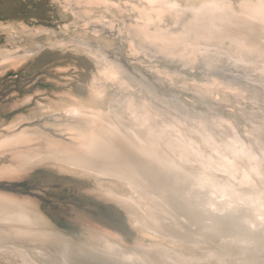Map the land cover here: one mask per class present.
<instances>
[{
  "label": "bare ground",
  "instance_id": "obj_1",
  "mask_svg": "<svg viewBox=\"0 0 264 264\" xmlns=\"http://www.w3.org/2000/svg\"><path fill=\"white\" fill-rule=\"evenodd\" d=\"M64 8L94 34L114 31L146 74L76 39L98 64L90 101L46 106L32 126L21 115L7 124L0 180L51 163L91 175L138 240L100 230L73 237L33 199L0 191V264H264V0ZM27 58L0 48L1 66ZM225 107L239 112L240 129Z\"/></svg>",
  "mask_w": 264,
  "mask_h": 264
},
{
  "label": "rangeland",
  "instance_id": "obj_2",
  "mask_svg": "<svg viewBox=\"0 0 264 264\" xmlns=\"http://www.w3.org/2000/svg\"><path fill=\"white\" fill-rule=\"evenodd\" d=\"M67 1L71 0H0V48L16 54L25 52L28 57L17 67L0 65V131L20 115L25 118L22 126L35 125L46 117V106L90 101V82L98 72V64L76 39L91 47L100 46L105 55L128 70L141 68L146 74L144 65L127 54L126 42L114 31L105 28L94 34L91 25L85 29L80 22L74 24V16L64 8ZM38 28L43 31L33 32ZM191 74L196 78L200 75L198 70ZM244 83L249 91H261L258 83ZM182 91L177 92L180 100L192 104L190 95ZM194 106L202 108L197 102ZM222 110L240 129L239 112L228 107ZM83 173L67 165H40L21 178L0 180V191L33 199L57 228L73 237L88 238L100 230L117 233L126 244L136 242L138 235L128 216L114 204L101 200L98 180Z\"/></svg>",
  "mask_w": 264,
  "mask_h": 264
}]
</instances>
